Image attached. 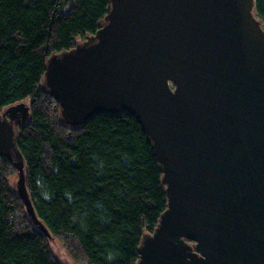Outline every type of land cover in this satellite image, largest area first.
Masks as SVG:
<instances>
[{
  "label": "water",
  "instance_id": "1",
  "mask_svg": "<svg viewBox=\"0 0 264 264\" xmlns=\"http://www.w3.org/2000/svg\"><path fill=\"white\" fill-rule=\"evenodd\" d=\"M99 29L52 54L43 87L71 127L127 111L155 151L168 206L137 264H264V29L255 0H107ZM0 110V162L63 264L73 261L36 215L18 129ZM186 239L196 242L194 249Z\"/></svg>",
  "mask_w": 264,
  "mask_h": 264
},
{
  "label": "trees",
  "instance_id": "2",
  "mask_svg": "<svg viewBox=\"0 0 264 264\" xmlns=\"http://www.w3.org/2000/svg\"><path fill=\"white\" fill-rule=\"evenodd\" d=\"M107 0H0V110L27 102L18 129L26 186L36 215L69 257L84 264H137L168 198L155 151L127 111L71 127L43 87L48 58L94 34ZM264 29V0H255ZM0 162V264H61L27 215ZM186 241L195 249L196 242Z\"/></svg>",
  "mask_w": 264,
  "mask_h": 264
},
{
  "label": "rangeland",
  "instance_id": "3",
  "mask_svg": "<svg viewBox=\"0 0 264 264\" xmlns=\"http://www.w3.org/2000/svg\"><path fill=\"white\" fill-rule=\"evenodd\" d=\"M16 179H17V175H16L15 177H13V178L10 180L12 187H13V188L15 187V189H16ZM49 245H50V244H49ZM50 248H51V251L53 252V254L55 255V257L58 259V261H59L61 264H63V263L61 262V260L58 258V256L56 255V253L54 252V250L52 249L51 246H50ZM77 263H78V262H77ZM79 264H84V263H79Z\"/></svg>",
  "mask_w": 264,
  "mask_h": 264
},
{
  "label": "bare ground",
  "instance_id": "4",
  "mask_svg": "<svg viewBox=\"0 0 264 264\" xmlns=\"http://www.w3.org/2000/svg\"><path fill=\"white\" fill-rule=\"evenodd\" d=\"M84 124H85V123H84ZM84 124H83V125H84Z\"/></svg>",
  "mask_w": 264,
  "mask_h": 264
}]
</instances>
